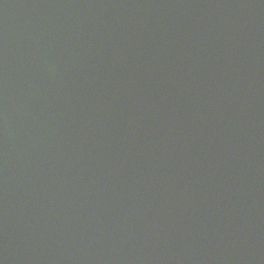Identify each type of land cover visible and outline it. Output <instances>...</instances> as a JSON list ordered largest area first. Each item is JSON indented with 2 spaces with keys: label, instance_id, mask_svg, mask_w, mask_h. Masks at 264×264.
<instances>
[{
  "label": "water",
  "instance_id": "1",
  "mask_svg": "<svg viewBox=\"0 0 264 264\" xmlns=\"http://www.w3.org/2000/svg\"><path fill=\"white\" fill-rule=\"evenodd\" d=\"M0 264H264V0H0Z\"/></svg>",
  "mask_w": 264,
  "mask_h": 264
}]
</instances>
